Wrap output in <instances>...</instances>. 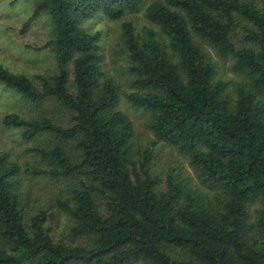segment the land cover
Masks as SVG:
<instances>
[{
    "label": "trees",
    "instance_id": "trees-1",
    "mask_svg": "<svg viewBox=\"0 0 264 264\" xmlns=\"http://www.w3.org/2000/svg\"><path fill=\"white\" fill-rule=\"evenodd\" d=\"M145 1H34L29 21L48 14L57 69L36 83L0 66V83L33 106L59 103L70 119L2 118L41 140L29 151L42 164L0 151V264H264V0H153L144 15L157 31L122 22L125 97L194 178L178 166L152 170L103 68L101 32L82 25L123 20ZM203 44L231 61L237 80L218 75ZM20 174L68 181L52 201L71 222L67 239L50 234L52 214L30 207Z\"/></svg>",
    "mask_w": 264,
    "mask_h": 264
},
{
    "label": "rangeland",
    "instance_id": "rangeland-1",
    "mask_svg": "<svg viewBox=\"0 0 264 264\" xmlns=\"http://www.w3.org/2000/svg\"><path fill=\"white\" fill-rule=\"evenodd\" d=\"M35 0H0V66L15 74H23L32 81H38V76L51 75L56 71V62L47 42L52 37V23L47 13H43L31 21ZM153 0H146L135 12L126 14L123 20L112 21L104 16H95L84 21L83 26L90 32H101L100 45L103 68L117 81L120 88L119 109L123 111L133 124V142L136 147L150 148L153 154L152 170L155 174L163 173L168 167H180L194 178L193 172L187 164L186 158L177 151L161 142H155L151 132L147 129V115L142 109L133 107L125 97L129 89L127 81L129 71L125 50L123 48L122 22H131L135 33L144 29L157 31L155 24L144 15V7ZM29 23L25 25L27 22ZM240 30L236 31L234 40L241 44ZM122 42V44H121ZM218 67V75L226 79L237 80V76L229 69V59L218 58L214 51L203 44ZM10 113H17L24 117L47 113L49 117L67 126L70 114L62 109L59 103L46 100L32 105L21 99L20 95L0 83V151L7 153L10 159L20 166L42 164L34 159L29 151L33 145L41 140L26 141L22 137V129L5 126L2 118ZM68 151L74 153L72 144H68ZM19 187H25L26 197L30 207L44 208L52 217L46 222L47 228L54 239H67L71 222L60 211L53 207L54 198L61 197L68 188V181L62 178L51 179L45 175L31 176L21 174L18 177ZM133 264H147L137 262Z\"/></svg>",
    "mask_w": 264,
    "mask_h": 264
}]
</instances>
